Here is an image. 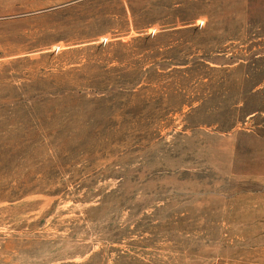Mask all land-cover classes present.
<instances>
[{"label":"rangeland","instance_id":"rangeland-1","mask_svg":"<svg viewBox=\"0 0 264 264\" xmlns=\"http://www.w3.org/2000/svg\"><path fill=\"white\" fill-rule=\"evenodd\" d=\"M0 264H264V0H0Z\"/></svg>","mask_w":264,"mask_h":264}]
</instances>
